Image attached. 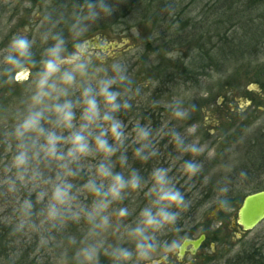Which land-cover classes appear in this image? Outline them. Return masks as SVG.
I'll use <instances>...</instances> for the list:
<instances>
[{
    "label": "clouds",
    "instance_id": "9594fccd",
    "mask_svg": "<svg viewBox=\"0 0 264 264\" xmlns=\"http://www.w3.org/2000/svg\"><path fill=\"white\" fill-rule=\"evenodd\" d=\"M115 11L112 0H84L64 21L67 35L58 30L62 21L45 13L35 34L26 26L0 47V89L12 96L0 102V232L7 237L0 264L183 262L181 222L201 190L212 184L199 216L229 206L231 164L204 174L201 157L214 159L215 150L201 142L202 122L187 124L197 111V89L182 85L170 98L153 100L151 107L167 116L159 126L139 114L121 118L147 100L144 90L154 82H136L131 49L91 50L87 34ZM165 139L164 148L176 153L167 154L166 166ZM129 151L141 165L155 162L147 175ZM218 171L223 175L213 183ZM201 177L197 188L193 181Z\"/></svg>",
    "mask_w": 264,
    "mask_h": 264
},
{
    "label": "rangeland",
    "instance_id": "374dc122",
    "mask_svg": "<svg viewBox=\"0 0 264 264\" xmlns=\"http://www.w3.org/2000/svg\"><path fill=\"white\" fill-rule=\"evenodd\" d=\"M214 1L156 0L152 3L150 0H143L126 20H119L118 15L115 18L112 15L103 16L87 34L88 41L100 36L101 40L107 39L119 44L129 42L122 48L110 49L119 51L121 55L131 49L133 56L128 57V63L136 82H154L151 89L144 90L151 93L147 100L142 101L138 108L134 107L132 113L121 115L125 122L139 114L137 118L143 117L145 121L150 118L154 126H159L163 107L153 109V100L170 98L182 85L197 89L193 97L197 111L187 124L202 122L201 142L216 153L211 160L201 157L205 164L204 174L213 172L221 163H228L232 166L228 173L232 182L229 185L231 191L228 193V208L213 206L199 216L198 204L203 205L213 197L210 184L201 190L202 198H198L186 214L187 221L195 218V231L191 227L187 228L190 230L189 237L194 236L196 239L200 234L209 236L200 255L195 257V264H223L236 255L241 246L259 241V236L264 240V222L242 235L231 226L241 205L240 202H233L238 197L237 192L245 188V192L250 191L256 186H262L260 184L264 181L262 174L248 176L249 171L254 172L252 166L249 169V165L256 161L258 147L264 144V0L259 6L251 0H235L231 7L233 11L228 12L233 21L227 24L212 17ZM25 3H30L32 7H24ZM83 3L84 0H0V47L8 42L13 32L26 26L31 29L28 35L35 34L45 13L49 15L51 22L61 20L58 30L62 29L67 35V24L64 21L70 22L72 13ZM222 5L223 3L219 6ZM227 7L224 6L225 9ZM37 10L39 14H34ZM196 27L202 28L199 32L207 34L203 44H207L211 52L214 51L213 59L220 48L232 47L231 42L235 40L243 41L241 44L248 58L241 59V54L219 55L220 58L212 61V67L200 74L197 79L200 82H195V60H198ZM224 38L227 39L228 46L222 41L220 43ZM99 50L101 49L92 51ZM170 53L181 55L170 57ZM184 69L193 70V76H186ZM187 77L194 78V81H188ZM257 78L261 83L254 82ZM199 89L206 95H201ZM6 92L7 89H0V102L5 104L12 100V96H5ZM147 112L151 114L146 116ZM165 117L162 116L161 119L164 120ZM130 154L131 151L130 162L137 164L131 160ZM150 163L152 167L155 162ZM241 171L246 173L244 177L239 176ZM221 175L223 173L220 171L214 174L213 183L220 180ZM255 179L259 181L253 183L256 182ZM193 182L200 188L202 177ZM181 183L183 185L184 182ZM181 188L184 191V187ZM188 196L191 197V193ZM6 244L7 237L0 235V256L6 255ZM172 260L175 264L174 257Z\"/></svg>",
    "mask_w": 264,
    "mask_h": 264
},
{
    "label": "trees",
    "instance_id": "16d2710c",
    "mask_svg": "<svg viewBox=\"0 0 264 264\" xmlns=\"http://www.w3.org/2000/svg\"><path fill=\"white\" fill-rule=\"evenodd\" d=\"M143 0H112V3L114 4L116 11L112 14V17L115 18L116 15H118L119 20H126L127 18H129L131 16V14L136 10L137 6L139 5ZM152 3L155 2L156 0H150ZM263 0H251V2H255L256 6L260 5V2H262ZM223 3V5L220 7L219 5ZM229 4V5H227ZM235 4V0H215L214 1V6L213 9L211 11H213L212 13V17L218 18L219 20H221L222 23H231L233 20L231 18H229L228 12L229 11H233V8H231L232 6H234ZM224 6H228L226 9L224 8ZM234 24V22L232 23ZM202 25V24H201ZM219 28H220V24H219ZM199 29V30H198ZM202 28H197L196 27V34L195 35V39L198 40V60H195V82L198 81L197 83L200 82V80H197L199 76H201L200 74L205 73L208 67H212V61H214V59L217 60V57H219V55H221L220 57H223L224 54L229 53L230 55H234V54H241V59H247V54H244V47L241 44V41H233L231 42L232 47L228 48H220L218 51V54L216 55V58H212V56H214V54H212L214 51L207 48V44H203V40L205 37H208L207 34H203L201 32H199ZM223 34H221L222 36ZM203 38V39H202ZM224 42L226 43V46H228L227 44V39H221L220 43ZM247 41V40H246ZM201 43V44H200ZM263 45H264V41H263ZM235 46V47H234ZM229 49V50H227ZM219 57V58H220ZM215 62V61H214ZM205 66H204V65ZM204 71V72H199V71ZM193 70H189V69H184V74L186 76H193L192 72ZM188 81L193 82L194 78L191 77H187ZM255 83L259 84L261 83L260 79L257 78L255 81ZM151 112H147L145 115L148 116L150 115ZM146 118V117H145ZM156 123V122H155ZM264 142V140H263ZM260 144V143H259ZM264 144L262 146H259L258 148H255V150L258 149V155H257V159L256 161L249 165V169L250 166H252L251 168L254 170V172H248V176H251L253 174H262L264 175ZM149 163L148 165H141L139 162H137V167L141 169V172L145 175H147V171H150L151 167H150ZM256 180V179H255ZM259 180H256V182L253 183H257ZM260 185L262 186H256L254 188H252V190H248L247 192H245L246 188L244 190H241L238 193V197H235L233 202H240V204L242 203L243 200H240L239 198L244 199L246 196L256 193V192H260V191H264V181L263 183H261ZM240 195V196H239ZM238 198V200H236ZM232 199V198H230ZM232 201V200H231ZM204 203V202H203ZM199 206L201 207L202 204L200 205V203L198 204V209ZM229 207V206H228ZM227 207V208H228ZM197 209V211H198ZM224 209V208H223ZM226 209V208H225ZM0 235L6 236V231L4 233L0 232ZM259 241H252L247 243L245 246H241L239 252L234 255L233 257H230L228 261H226L223 264H264V240H261V237L259 236ZM172 239V236L169 237V240ZM261 240V241H260Z\"/></svg>",
    "mask_w": 264,
    "mask_h": 264
},
{
    "label": "water",
    "instance_id": "95a60500",
    "mask_svg": "<svg viewBox=\"0 0 264 264\" xmlns=\"http://www.w3.org/2000/svg\"><path fill=\"white\" fill-rule=\"evenodd\" d=\"M128 43L127 41H123L122 44H119L107 39H105L104 42H97L101 50L106 48H122ZM89 45L91 46V44ZM236 217L237 218L232 219V226L234 228L240 227L243 232H250L259 227L264 222V191L256 192L245 197ZM204 240V235L200 236L195 241L187 240L184 251L186 252L188 247H192L193 251L196 253Z\"/></svg>",
    "mask_w": 264,
    "mask_h": 264
},
{
    "label": "flooded vegetation",
    "instance_id": "af4514ba",
    "mask_svg": "<svg viewBox=\"0 0 264 264\" xmlns=\"http://www.w3.org/2000/svg\"><path fill=\"white\" fill-rule=\"evenodd\" d=\"M105 40V39H104ZM104 40H101V37L100 36H98L97 38H92V39H90L88 42H91V43H89V44H91V46H90V48H91V50H97V49H100V46L97 44V42H104ZM164 109H161V113H160V115H161V117L159 118L160 119V123L162 122V116H166V113H165V110L163 111ZM167 118V116L165 117V119ZM180 130H184L183 128H180ZM164 144H167V140L165 139L164 141H162L161 142V150H162V152L164 153V156L161 158L162 159V163H164L165 164V166H166V159H167V154L168 153H172L173 155H176V153H175V149H174V146H172V145H168V147L167 148H164ZM130 156H131V154H130ZM186 159H190L191 157H185ZM134 166H136L137 167V164L136 163H134ZM174 174H175V170H174ZM182 184V183H181ZM181 190L183 191V189L181 188ZM195 218H191L190 220H188L187 221V223L185 224V222L184 221H182L181 222V228H183L184 229V231H181V233H180V235L181 236H185V235H183L184 233H186L187 235V240H192V241H195V237L193 236V237H189L188 235H189V232H190V230H187V228H189V227H191L192 229H193V231H195ZM231 226H232V224H231ZM233 227V226H232ZM234 228V227H233ZM234 230H237V231H239L241 234L240 235H242V233H243V231H242V229L241 228H239V227H236V228H234ZM202 235H204L205 236V240H204V242L202 243V245H201V247L199 248V250L195 253L194 251H193V249H192V247H189V251H188V249L186 250V252H185V260L183 261V262H175V264H195V257H197V256H199L200 255V253H201V251H202V248L206 245V243L209 241L208 239H209V236L208 235H206V234H200V236H202ZM172 235L171 234H169L167 237H164V239H169V237H171ZM199 236V237H200ZM198 237V238H199ZM198 238H196V239H198ZM190 258V259H189Z\"/></svg>",
    "mask_w": 264,
    "mask_h": 264
}]
</instances>
